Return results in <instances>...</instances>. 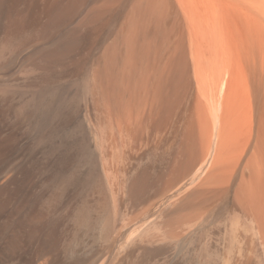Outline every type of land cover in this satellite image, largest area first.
Returning a JSON list of instances; mask_svg holds the SVG:
<instances>
[{
  "label": "bare ground",
  "instance_id": "1",
  "mask_svg": "<svg viewBox=\"0 0 264 264\" xmlns=\"http://www.w3.org/2000/svg\"><path fill=\"white\" fill-rule=\"evenodd\" d=\"M0 264H264V0H0Z\"/></svg>",
  "mask_w": 264,
  "mask_h": 264
},
{
  "label": "rangeland",
  "instance_id": "2",
  "mask_svg": "<svg viewBox=\"0 0 264 264\" xmlns=\"http://www.w3.org/2000/svg\"><path fill=\"white\" fill-rule=\"evenodd\" d=\"M105 126H101L100 127V129H98V131H99V134H101V136L103 135V138H104V136H105V140H102V143H101V146H102V148L107 152V154H108V157H109V160L113 163L114 162V164L116 165L117 164V166H119V165H121V164H123L122 163V161L120 160H118L117 158V154H118V150H114L113 149V147H114V145L111 143V138H110V136H108L107 138H106V133H104L106 130H105ZM102 129V131H104L103 133H102V131H100ZM173 131V128H172V126H169L168 128H166V129H164V130H162V131H159V132H156V134L154 133L153 135H151L150 136V139H149V142H147V144L146 143H142V144H138V146H150V149L154 146V148L150 151L151 153H149V151L147 152V154H145L144 155V157H142V158H140V159H138V157H137V155L138 154H140V153H142L146 148H143V149H141V150H139V151H137V150H133V152L132 151H130L129 152V158L128 159H126L125 160V162L128 164V166L130 167V169L129 170H133V172L132 173H129L128 175H127V177H130V175H133V173L136 171V169L138 168V167H140V166H142L143 164H145V163H147L149 160H151L150 158H151V156L150 155H155V154H162L161 152H163V155L164 156H167V154H168V152L170 151V150H166V149H171V146H173V143H174V139H175V134L172 132ZM107 133H108V131H106ZM105 134V135H104ZM173 134V135H172ZM166 135H168V136H166ZM172 135V136H171ZM154 136H155V138H154ZM164 137H165V139H164ZM104 141V142H103ZM158 141V142H157ZM111 144V145H110ZM159 146V147H158ZM112 147V148H111ZM149 149V150H150ZM155 149V150H154ZM161 149V151L159 152L158 150H160ZM111 154H116V155H114L115 157V159L114 158H112L113 156L111 155ZM111 155V156H110ZM111 157V158H110ZM113 159V160H112ZM140 165V166H139ZM134 168V169H133ZM130 171V172H131ZM118 174H120V172L118 173ZM123 176H125L122 172H121V174H120V178H123L124 179V177ZM127 177H125V178H127ZM220 204V205H219ZM213 206H216V207H213ZM217 206H218V208H220V207H222L223 206V203L219 200V201H216V202H212L209 206H208V208L206 209V211L205 212H203V213H205V214H208V213H210L212 210H214V209H216L217 208ZM202 213V215L204 216L205 214H203ZM231 214V213H230ZM230 214H228L230 217H231V215ZM232 215H233V213H232ZM234 215H237L238 216V213L237 212H234ZM232 216L231 218H233V219H235V217H237V216ZM237 219H239V216L237 217ZM236 220V219H235ZM235 227H237L236 228V232H237V234L238 233H245V235L244 236H248V240H249V243H250V246H252V247H250V251L248 250V252H247V254H249V256L247 257L246 256V258H248V259H252V258H254V259H256L255 258V254H254V251H252V250H254V249H251V248H253V241H257V236H256V234L254 233V232H252V230H251V228H250V226H249V230H251V231H245L244 229L242 230L241 229V227L239 226L238 227V225H236ZM238 228H239V230H238ZM235 232V233H236ZM249 237H250V239H249ZM251 237H252V239H251ZM252 244V245H251ZM250 252H251V254H250Z\"/></svg>",
  "mask_w": 264,
  "mask_h": 264
}]
</instances>
